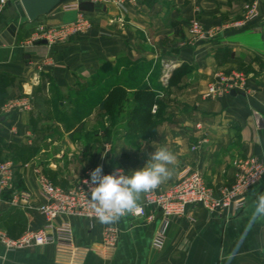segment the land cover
<instances>
[{"label":"crops","instance_id":"0c3cea01","mask_svg":"<svg viewBox=\"0 0 264 264\" xmlns=\"http://www.w3.org/2000/svg\"><path fill=\"white\" fill-rule=\"evenodd\" d=\"M253 6L256 15L249 19ZM80 13L90 21L89 30L65 42L36 43L45 39L35 40V34L75 22ZM195 19L218 28L217 38L192 44L188 28ZM130 65L136 67L129 70ZM156 70L159 78L152 83ZM222 70L241 73L246 86L205 98L213 74ZM147 91L156 101L139 96L130 114L141 112L138 129L116 132L114 113L102 108L103 101L111 106L117 92L132 100ZM19 98L31 99V109L6 112L7 103ZM160 147L176 162L158 191L168 189L184 169H197L208 185L219 187L234 181L236 158L264 161V0H141L121 6L112 0H68L35 20L20 0L3 7L0 163L12 160L16 172L14 188L0 201V231L18 238L46 223L39 210L42 179L70 188L100 165L103 172L121 168L130 175ZM23 191L29 200L16 202ZM261 193L264 177L238 211L191 207L187 216L172 219L162 247L153 243L161 214L148 208L155 213L151 220L124 216L101 224L71 218L72 249L50 244L9 250L0 243V264H264V219L250 222ZM143 200L144 194L139 203ZM109 226L119 231L113 248L103 243Z\"/></svg>","mask_w":264,"mask_h":264},{"label":"built area","instance_id":"2783aa9c","mask_svg":"<svg viewBox=\"0 0 264 264\" xmlns=\"http://www.w3.org/2000/svg\"><path fill=\"white\" fill-rule=\"evenodd\" d=\"M12 1L0 0V11ZM141 0H112L117 6L123 4L137 5ZM73 8V5H66ZM256 15L255 6L250 8L248 18ZM238 26V22L235 23ZM89 28V21L80 13L77 21L66 23L58 27H51L35 34V40L45 39L48 43L67 41L72 35L83 32ZM189 39L192 44H201L213 41L219 34V29L207 27L202 21L193 20L188 28ZM168 74L165 75L167 80ZM246 77L236 71H217L213 74L203 96L207 99H217L246 86ZM31 99L19 98L7 103L6 112L14 110H30ZM158 106H153L156 112ZM236 176L233 182L219 187L208 185L203 175L197 169H184L177 180L166 190L157 189L144 194V200L135 214H127L133 218L146 217L151 220L155 213L148 214V208L161 214L160 225L154 235L153 243L156 247L164 245L167 230L172 219L185 217L191 207L199 206L210 212L238 211L246 204V195L249 190L264 177V161L258 157H239L233 162ZM95 168L89 169L86 175L70 188H62L44 178L41 181V194L44 202L39 210L45 216L46 223L37 230L29 229L18 238H12L4 231H0V243L9 250L30 249L37 246L54 244L63 249H72L76 245V237L71 218L97 219L90 203L89 184L90 173ZM115 169L102 174H112ZM16 167L12 160L0 163V201L4 194L14 188ZM30 193L23 191L16 202H27ZM60 216L67 217L60 224L54 221ZM119 231L109 226L105 230L103 243L108 248H113L118 242Z\"/></svg>","mask_w":264,"mask_h":264},{"label":"clouds","instance_id":"9594fccd","mask_svg":"<svg viewBox=\"0 0 264 264\" xmlns=\"http://www.w3.org/2000/svg\"><path fill=\"white\" fill-rule=\"evenodd\" d=\"M176 162V156L166 147L148 153L144 167L125 174L116 168L112 174L104 175L103 166H97L90 173V203L101 224H114L127 214H135L140 207L142 194L157 189L172 176L169 165ZM264 219V193L253 201L250 222Z\"/></svg>","mask_w":264,"mask_h":264},{"label":"rangeland","instance_id":"374dc122","mask_svg":"<svg viewBox=\"0 0 264 264\" xmlns=\"http://www.w3.org/2000/svg\"><path fill=\"white\" fill-rule=\"evenodd\" d=\"M89 29H90V21H89V28L87 30H89ZM85 31L80 32L78 34H74L71 37L77 36V35H81ZM189 41H190V39H189ZM125 66L127 67L128 64L125 63ZM135 67L133 65H130V68H128V69L132 70ZM146 68L147 69L149 68V64L148 63H146ZM158 74L159 73H158L157 70L155 72H153V74L151 75V78H150L152 83L155 82V80H157L159 78ZM102 78H105V77H102ZM152 86H154V84H152ZM148 94L150 95V94H152V92H148L147 91L146 95H145L146 97L143 95V92L138 93V94H136V97L131 100V97L130 98H126V96H123V94L121 92L115 93V101H114V103L111 106H106L105 105V107H106L105 109H107L106 112L109 111L110 113H114L113 114L114 118L112 119L114 122L113 121L112 122H113L114 130L116 132L118 131V133H122V130H121L122 128L128 129L129 127L132 128V130L134 128L138 129V124H139L138 121L140 120L141 112L140 111L136 112L133 116L130 115V114L135 110V108H134L135 107V103L139 102V99H138L139 96L143 100H147V101L151 100L152 101L153 97H148ZM152 110H153V108H152ZM141 111H142V109H141ZM130 119L134 123H132V124L128 123V121ZM109 120H111V118H109ZM147 124H148V131H152L153 130V127H152L153 126V121L151 122V120H149ZM83 130H86V129L84 128Z\"/></svg>","mask_w":264,"mask_h":264},{"label":"water","instance_id":"95a60500","mask_svg":"<svg viewBox=\"0 0 264 264\" xmlns=\"http://www.w3.org/2000/svg\"><path fill=\"white\" fill-rule=\"evenodd\" d=\"M68 0H20L24 10L30 20H35L38 17L52 12L55 8ZM15 27L10 28L11 34ZM11 36V40H12ZM47 40L37 41L36 43H47ZM170 77V74L168 75Z\"/></svg>","mask_w":264,"mask_h":264},{"label":"trees","instance_id":"16d2710c","mask_svg":"<svg viewBox=\"0 0 264 264\" xmlns=\"http://www.w3.org/2000/svg\"><path fill=\"white\" fill-rule=\"evenodd\" d=\"M153 96H154V93H152V94H150V95L148 94V97H153ZM145 97H146V96H145ZM152 100H153L154 102L156 101V99H154V97H153ZM105 105H106V101H103V103H102V108L105 109V108H106Z\"/></svg>","mask_w":264,"mask_h":264}]
</instances>
